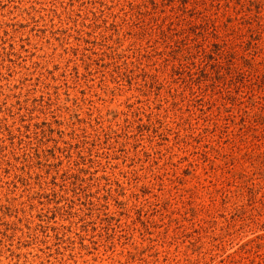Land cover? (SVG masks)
I'll return each instance as SVG.
<instances>
[{"label":"rangeland","instance_id":"rangeland-1","mask_svg":"<svg viewBox=\"0 0 264 264\" xmlns=\"http://www.w3.org/2000/svg\"><path fill=\"white\" fill-rule=\"evenodd\" d=\"M0 264H264V0H0Z\"/></svg>","mask_w":264,"mask_h":264},{"label":"trees","instance_id":"trees-1","mask_svg":"<svg viewBox=\"0 0 264 264\" xmlns=\"http://www.w3.org/2000/svg\"><path fill=\"white\" fill-rule=\"evenodd\" d=\"M207 43H208V47L207 48H205V49H203L202 50V53L204 54V55H208L209 54V57L211 58V59H213V57L212 56H210V54L212 53V51H214V50H212V45L214 46V45H216L212 40H207ZM206 58V57H205Z\"/></svg>","mask_w":264,"mask_h":264}]
</instances>
